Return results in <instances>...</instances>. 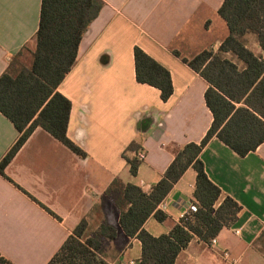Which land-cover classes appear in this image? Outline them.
Wrapping results in <instances>:
<instances>
[{
	"label": "crops",
	"instance_id": "0c3cea01",
	"mask_svg": "<svg viewBox=\"0 0 264 264\" xmlns=\"http://www.w3.org/2000/svg\"><path fill=\"white\" fill-rule=\"evenodd\" d=\"M103 1L56 89L71 102L66 135L86 156L36 127L0 173V254L14 264H46L82 219L86 236L100 239L105 264H138L140 241L122 232L105 189L119 178L149 192L181 147L199 143L212 122L204 100L208 83L182 58L218 50L227 35L218 14L223 0ZM40 3L0 0V75L14 55L27 58L34 49ZM244 39L261 53L254 34ZM135 46L169 71L173 90L166 101L158 89L136 81ZM17 137L0 112V161ZM130 143L145 154L135 174L125 159L136 153L126 150ZM199 156L221 190L217 204L228 195L240 209L215 243L193 236L174 264H264V141L239 156L212 137ZM195 179V170L187 168L157 206L166 220L150 215L146 231L167 234L180 222L184 208L196 201ZM101 224L113 226L116 236L96 235Z\"/></svg>",
	"mask_w": 264,
	"mask_h": 264
},
{
	"label": "trees",
	"instance_id": "16d2710c",
	"mask_svg": "<svg viewBox=\"0 0 264 264\" xmlns=\"http://www.w3.org/2000/svg\"><path fill=\"white\" fill-rule=\"evenodd\" d=\"M103 5V0H41L34 49L27 58H22V53L14 55L0 75V112L18 131L16 141L0 161L1 174L36 127L79 157L86 156L66 135L71 102L56 89L73 67L81 38ZM218 14L227 27L218 50L203 49L189 59L182 58L208 83L204 100L212 122L205 135L199 143L181 147L149 192L119 178L104 191L119 211L122 232L140 241V264H174L193 236L208 243L235 221L240 205L228 195L217 204L221 190L208 178L199 156L212 137L239 156L264 141V0H223ZM247 34L256 36L261 53L246 46ZM133 59L136 81L155 87L160 99L166 101L173 90L169 71L138 46L133 48ZM126 150L141 149L130 143ZM125 159L130 173L135 174L140 160L135 156ZM189 167L196 172L197 210L190 219L174 224L167 234L153 236L144 229V222L150 215L160 222L166 220L157 206ZM86 227L82 219L46 264H105L99 254L100 239L86 236ZM96 235L112 239L116 229L101 224ZM0 264L14 263L0 254Z\"/></svg>",
	"mask_w": 264,
	"mask_h": 264
},
{
	"label": "built area",
	"instance_id": "2783aa9c",
	"mask_svg": "<svg viewBox=\"0 0 264 264\" xmlns=\"http://www.w3.org/2000/svg\"><path fill=\"white\" fill-rule=\"evenodd\" d=\"M144 152L142 150H139L135 153V157H137L138 160H143L144 159ZM197 207H198V204L196 201L188 204L184 210L181 212L180 214V220H187V219H190L192 217V214L197 210ZM215 238H211L209 240V244H213L215 243ZM128 264H136V261H133V260H129L128 261ZM138 264H140V261L138 262ZM231 264H235L234 262H232Z\"/></svg>",
	"mask_w": 264,
	"mask_h": 264
}]
</instances>
